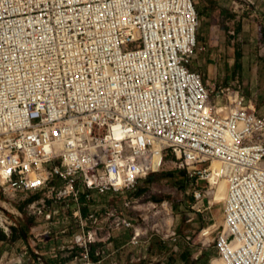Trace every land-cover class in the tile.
Instances as JSON below:
<instances>
[{
  "label": "built area",
  "instance_id": "obj_1",
  "mask_svg": "<svg viewBox=\"0 0 264 264\" xmlns=\"http://www.w3.org/2000/svg\"><path fill=\"white\" fill-rule=\"evenodd\" d=\"M199 28L194 0H0V189L38 196L29 211L47 220L64 205L78 264H105L114 233L134 228L119 195L170 153L189 181L227 182L220 259L264 264V114L239 87L213 96L190 68ZM142 238L135 229L130 244L148 247ZM58 249L21 264L58 260Z\"/></svg>",
  "mask_w": 264,
  "mask_h": 264
},
{
  "label": "rangeland",
  "instance_id": "obj_2",
  "mask_svg": "<svg viewBox=\"0 0 264 264\" xmlns=\"http://www.w3.org/2000/svg\"><path fill=\"white\" fill-rule=\"evenodd\" d=\"M232 1L194 0L200 16L199 46L204 49L198 50L190 68L203 75L213 96L220 88L239 87L246 99L257 102L261 114L264 113V21L263 24L243 21L248 5L240 2L234 13ZM234 14L240 17L234 20ZM159 164L161 158L157 168ZM195 188H205L210 196L196 204L192 196ZM224 190L221 185L210 188L203 180L189 181L186 171L177 167L176 157L170 153L158 172L140 180L134 190L119 195L114 207L132 219L134 228L114 233L112 245L106 249L105 264L115 261L118 264H214L215 259H220L215 238L223 224ZM32 197L19 194L12 198L0 189L3 220L0 227L5 233L9 228L8 236H12L13 228L18 230L15 240L0 241V264H21L22 256L31 257L36 250L51 252L55 247H60V259L47 256L48 264H78V253L72 250L77 223L73 218L58 222L64 206L60 203L52 206L57 212L52 221L31 214L28 204ZM75 208L72 205L67 210L72 214ZM30 218L35 224L24 240L21 229ZM110 221L103 224L106 228L103 236L109 235ZM135 229H139L142 242L149 241L148 247L143 244V248H136L130 244ZM206 229H210V237L203 236ZM152 244L155 247L151 250ZM144 247L148 248L147 252ZM144 253L146 259L134 261Z\"/></svg>",
  "mask_w": 264,
  "mask_h": 264
},
{
  "label": "crops",
  "instance_id": "obj_3",
  "mask_svg": "<svg viewBox=\"0 0 264 264\" xmlns=\"http://www.w3.org/2000/svg\"><path fill=\"white\" fill-rule=\"evenodd\" d=\"M256 5L254 6H247L245 10V15L243 16V21H248L257 24H263L264 21V0H255ZM234 13H237L236 8L233 10ZM240 17L238 14H234L232 18ZM246 98V96H245ZM247 103L258 110L257 102L253 99H246ZM259 112V110H258ZM264 114V113H261ZM26 264V263H25Z\"/></svg>",
  "mask_w": 264,
  "mask_h": 264
},
{
  "label": "trees",
  "instance_id": "obj_4",
  "mask_svg": "<svg viewBox=\"0 0 264 264\" xmlns=\"http://www.w3.org/2000/svg\"><path fill=\"white\" fill-rule=\"evenodd\" d=\"M38 196H33L29 202L37 199ZM35 224V221L34 219H29L28 221L24 222L23 226H22V229H21V232H22V235H23V238L24 240H26L27 238V234L30 230V228ZM14 231L12 232V236H8L3 230L2 228L0 227V241H3V242H6V241H10V240H15L17 238V234H16V231H18L16 228H13ZM154 244H152L151 246V250L152 248L154 249ZM184 255V254H183ZM185 257V255L183 256Z\"/></svg>",
  "mask_w": 264,
  "mask_h": 264
},
{
  "label": "bare ground",
  "instance_id": "obj_5",
  "mask_svg": "<svg viewBox=\"0 0 264 264\" xmlns=\"http://www.w3.org/2000/svg\"><path fill=\"white\" fill-rule=\"evenodd\" d=\"M158 157H159V159L161 158L160 156H158ZM159 159H158V161H159ZM156 167H157V164H156ZM216 167H218V164L217 163H215L213 165V168L214 169ZM220 185H221V190H224V188H225V190H224V196H225L224 199H225L226 196H227V190H228L227 182L225 180H220L218 182H213L212 188H218ZM222 194H223V191H222ZM0 222H2L1 219H0ZM205 231H206L205 234H209L210 233V229H206ZM214 264H225V262L222 259H215L214 260Z\"/></svg>",
  "mask_w": 264,
  "mask_h": 264
}]
</instances>
